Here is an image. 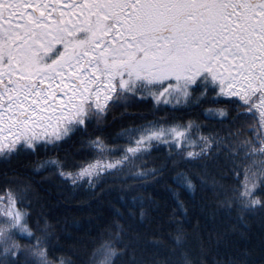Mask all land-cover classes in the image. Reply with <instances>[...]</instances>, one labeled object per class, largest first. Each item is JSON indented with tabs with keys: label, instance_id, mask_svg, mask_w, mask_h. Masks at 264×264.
Instances as JSON below:
<instances>
[{
	"label": "snow or ice",
	"instance_id": "snow-or-ice-1",
	"mask_svg": "<svg viewBox=\"0 0 264 264\" xmlns=\"http://www.w3.org/2000/svg\"><path fill=\"white\" fill-rule=\"evenodd\" d=\"M0 165V264H264V0H0Z\"/></svg>",
	"mask_w": 264,
	"mask_h": 264
},
{
	"label": "trees",
	"instance_id": "trees-1",
	"mask_svg": "<svg viewBox=\"0 0 264 264\" xmlns=\"http://www.w3.org/2000/svg\"><path fill=\"white\" fill-rule=\"evenodd\" d=\"M117 117V123H119V112L115 113ZM70 150H71V146ZM21 163H25L22 161ZM3 165H0L2 168ZM39 177L36 180L39 182ZM44 189H51V195L44 194V199L48 203V207L45 211L50 216V223L58 225L59 235L63 238L61 243L66 249H72L75 241L82 238L85 231L95 224L97 215H108L112 208L109 201L115 203V193L111 196H105L102 201H90L87 204H81V200L87 199L83 193H77L76 196L71 199L70 202H65L63 197L57 195L55 186L45 183ZM116 207L119 204L116 203ZM235 222V221H233ZM258 243V226H255L252 230L251 241L238 240L241 245L249 243Z\"/></svg>",
	"mask_w": 264,
	"mask_h": 264
}]
</instances>
